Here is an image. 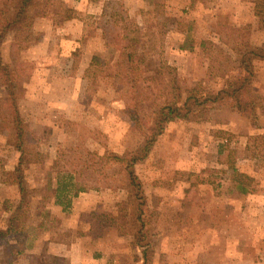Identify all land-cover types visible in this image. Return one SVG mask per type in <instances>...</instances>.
<instances>
[{"label": "rangeland", "instance_id": "1", "mask_svg": "<svg viewBox=\"0 0 264 264\" xmlns=\"http://www.w3.org/2000/svg\"><path fill=\"white\" fill-rule=\"evenodd\" d=\"M47 1L35 0L30 10L48 13L31 34L10 32L1 47L0 228L7 229L21 199L18 176L29 203L17 212L18 231L0 237V264H146L145 248L152 252L147 264H264V28L257 0H61L74 11L71 19L56 13L59 0ZM117 12L119 40L112 32L106 40L102 30ZM127 45L142 71L136 99L120 63ZM166 68L183 97L202 86L218 101L204 121L167 125L135 167L140 199L127 172L102 158L140 155L155 98L146 91L163 86L161 74L170 78ZM240 88L243 112L220 94ZM16 121L29 162L22 173ZM71 174L64 202L84 191L70 207L57 205V181L67 184Z\"/></svg>", "mask_w": 264, "mask_h": 264}, {"label": "trees", "instance_id": "2", "mask_svg": "<svg viewBox=\"0 0 264 264\" xmlns=\"http://www.w3.org/2000/svg\"><path fill=\"white\" fill-rule=\"evenodd\" d=\"M58 0H48L46 3L54 2ZM61 2V0H59ZM35 0H0V54H1V47L3 45V42L5 40V37L10 32H18V34L23 35V37L28 36L31 34L30 30L34 25L35 20L38 17H46L48 16V13H45L46 11L39 9L38 12L35 14H31L30 10L33 7ZM46 4L45 10L49 8ZM257 15L260 17V22L262 24V27L264 28V0H257ZM56 8V13L61 14L62 12L67 14L66 17L68 19H71V14L74 13L72 9H67L63 2L61 4L57 5L54 4ZM69 14V15H68ZM111 19L108 21L111 25L105 26L103 28V36L106 40L110 38V33L112 32L113 37L116 38V40H119V37L117 35V32L119 33L118 27H117V17L121 16L120 13H112ZM122 21H126L125 19H120ZM87 24L84 26V30L87 28ZM111 27V29H110ZM124 32H126V28L122 27ZM137 31V29L135 30ZM138 32V31H137ZM21 37V38H23ZM26 40V39H25ZM134 40L133 46H136V44L139 42L137 39ZM24 41V39H23ZM117 44V42H115ZM130 45V44H129ZM129 45L121 49L122 52V64H125L127 67V72L123 73L128 80V82L131 85L130 92L132 94V99H136L138 96H141L143 94V91L140 87L139 81L141 80V72L138 68V65L135 66L134 61V53L130 52ZM146 53L141 54V63L144 62V57ZM94 65V63L92 64ZM2 68V59L0 57V71L3 73H7ZM169 72L170 78L167 79L166 77H163L162 74L160 75V78L163 81V86L158 88L157 90L152 91H146L147 94H152L154 92L155 98L152 97L151 100V106L148 107L150 110L148 118L151 119L149 123H147L148 130L150 131V135L146 138L145 145L141 148L139 151L140 155H132V154H115L111 152H106L105 158H102V161H105L106 163H117L119 166H121L128 174L129 180H130V187L132 188L133 194L138 196L140 199H142V196H144L143 190H141V183L138 181L135 173V167L138 163H141L145 161L148 154L150 153L154 143L158 139V137L165 131L167 125H169L172 122H175L177 120L181 119H192L193 121L201 122L204 121L206 118V115L209 114L210 109L212 108V104L217 102V98L213 97L214 95H207L204 96L205 91L202 86L199 88H193L191 89V94L189 96L183 97L181 88L177 85V78L174 70L171 68H166ZM160 74V72H159ZM156 79V78H152ZM238 89L236 91H221L220 94H223L224 97L231 99L232 103L230 106L245 111L246 110V104L243 105L242 102L239 100V91ZM230 94V95H229ZM152 96V95H151ZM243 96V95H242ZM138 108V104H136ZM140 117H136V121L138 123H141ZM17 123V141H16V148L20 152V158L18 162V168L16 169V172L22 173L23 169L22 166L24 163H26L27 160V154L25 153L24 149V133L22 129L19 126V122ZM260 138H255V140H259ZM264 139V138H263ZM264 145V142H263ZM92 154V153H91ZM95 156V154H92ZM80 159H74L73 164V173L76 174L79 171L80 168ZM29 163V162H27ZM86 167V168H85ZM83 169H89L87 165H83ZM235 169V168H234ZM236 172V170H234ZM74 175H67V177H64L63 179H67V184L63 183V181H57V187L54 189L55 194V204L57 205H63L64 207H70L71 204V198L77 197L80 192H83L84 189L77 190L74 194L70 196V199H67L66 202V191L68 186L74 187L73 185V177ZM246 177V176H245ZM17 184L19 186V191L21 194V199L15 209L14 212L10 214V217L8 219V225L7 229H1L0 228V237H5L9 234L15 233L18 231V228L15 227V221L18 220L19 216H17V212H21L23 209V206L29 203V197L27 196V189L25 186L24 181L21 177L18 176ZM240 190L243 193L248 192L247 187H242L241 184L239 185ZM140 193V194H139ZM49 200L50 195L47 197ZM140 205V204H139ZM67 209V208H64ZM140 218V217H139ZM112 220L119 221L121 218L118 217H112ZM140 220V219H139ZM129 226H133V222L131 221ZM111 226V225H108ZM114 226H120L114 223ZM100 227L103 229L106 227V224L103 225L100 224ZM135 236L136 239L140 238V232L131 233ZM142 255L144 257V261H149L150 255H152V252L150 253L147 248H145L142 251ZM56 258V257H55Z\"/></svg>", "mask_w": 264, "mask_h": 264}, {"label": "crops", "instance_id": "3", "mask_svg": "<svg viewBox=\"0 0 264 264\" xmlns=\"http://www.w3.org/2000/svg\"><path fill=\"white\" fill-rule=\"evenodd\" d=\"M61 245H64V244H61Z\"/></svg>", "mask_w": 264, "mask_h": 264}]
</instances>
